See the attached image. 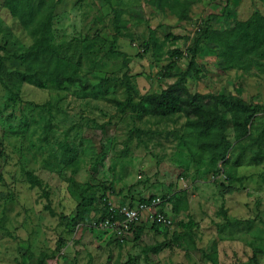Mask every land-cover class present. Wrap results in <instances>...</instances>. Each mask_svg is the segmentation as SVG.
<instances>
[{"label":"rangeland","instance_id":"obj_1","mask_svg":"<svg viewBox=\"0 0 264 264\" xmlns=\"http://www.w3.org/2000/svg\"><path fill=\"white\" fill-rule=\"evenodd\" d=\"M179 5L188 19L149 0H61L52 42L91 84L105 79L99 94L123 99L124 72L138 95L159 92L186 69L187 49L206 25L224 29L254 10L264 15L261 0H179ZM115 9L114 48L125 52L123 58L109 52ZM31 42L0 0V44L19 52ZM200 46L199 73L190 71L186 80L191 92L238 94L264 107V49L227 68L215 45L202 40ZM173 50L183 56H171ZM5 67L19 65L6 61ZM12 82L0 70V264H124L130 257V264H252L253 250H264V161L249 160L254 147L244 154L235 149L230 127L226 160L213 171L205 157L194 159L188 151L181 115L122 113L90 89H43L25 82L20 99L6 106L4 84ZM24 170L37 175L48 198L29 185ZM177 193L187 199L188 210L175 214L173 202L165 200L162 208L174 221L170 228L143 218L133 224L142 228L136 239L131 228L117 236L93 226L107 212L106 199L134 206ZM190 218L191 229L178 224ZM149 245L158 246L148 257L143 248ZM257 262L264 264L263 253H257Z\"/></svg>","mask_w":264,"mask_h":264},{"label":"trees","instance_id":"obj_2","mask_svg":"<svg viewBox=\"0 0 264 264\" xmlns=\"http://www.w3.org/2000/svg\"><path fill=\"white\" fill-rule=\"evenodd\" d=\"M60 1L3 0V5L10 14L28 30L32 37V42L19 52H9L4 44H0V70L5 71L14 80L12 83L4 84L7 90L6 106L20 99L19 85L23 82L43 89L69 90L72 87L85 92L90 89L92 95L107 100L122 113L128 111L138 115L160 118L175 114L183 116L185 118L183 140L188 151L194 159L205 157L213 171H218V162L226 160L227 152L231 147L227 135L228 127L232 129V136L237 141L234 145L235 149H239V152L244 154L248 148L254 147L255 150L249 155V160L252 163L264 161V114L257 115L260 110L264 109L261 104L251 103L238 94L191 92L186 86L188 73L190 71L194 74L199 73L195 65L202 40L216 46V55L227 68L242 64L244 58L264 49V16L258 10H254L245 20L231 21L224 29L206 25L202 32L195 34L192 38V47L187 49L189 60L186 69L177 75L174 82L159 92L138 95L137 89L131 81V75L124 72L121 83L125 96L123 99H118L107 97L104 93L99 94L96 89L102 87L105 79L97 84H91L84 76L77 73L78 63L62 55L60 48L53 44L52 21ZM103 1L110 3V0ZM149 1L163 11L176 12L180 19H188L185 10L180 9L179 0H175L176 5L172 4L170 0ZM114 11L116 28L110 41L109 52L123 58L126 56L125 52L114 48L119 34L117 16L119 11L116 9ZM170 36L174 39L187 38L175 35H169L166 38ZM171 56L180 58L183 53L173 50ZM6 61L18 63L19 68L6 69ZM173 62L168 64V68L174 66ZM254 123L257 125L253 135ZM47 126L50 125L47 123ZM64 147L68 150L66 144ZM23 174L31 187L41 188L43 197L48 198L49 193L33 171L24 170ZM228 180L229 182H240L241 178L228 177ZM151 197L153 196L148 198ZM161 199L163 202L165 200L173 202L172 212L175 214L188 210V202L183 194L177 193L170 198L163 195ZM45 208L54 214L49 204H46ZM178 224L191 229L194 226V221L190 218L187 222L179 221ZM130 228L133 230L134 238H139L142 228L133 224ZM157 246H145L143 248L144 255L149 257V253L156 250ZM258 252L264 254L263 249H254L251 256L252 264H258ZM131 261L130 257L124 264H130Z\"/></svg>","mask_w":264,"mask_h":264},{"label":"built area","instance_id":"obj_3","mask_svg":"<svg viewBox=\"0 0 264 264\" xmlns=\"http://www.w3.org/2000/svg\"><path fill=\"white\" fill-rule=\"evenodd\" d=\"M162 203L163 201L159 196L139 201L134 206L129 204L115 205L111 200L106 199V215L96 220L93 226L100 229L110 228L117 236H120L123 229H130L132 224L143 220V218L170 228L173 226L174 221L170 214L163 210Z\"/></svg>","mask_w":264,"mask_h":264},{"label":"crops","instance_id":"obj_4","mask_svg":"<svg viewBox=\"0 0 264 264\" xmlns=\"http://www.w3.org/2000/svg\"><path fill=\"white\" fill-rule=\"evenodd\" d=\"M262 14V13H261ZM263 15V14H262ZM264 16V15H263Z\"/></svg>","mask_w":264,"mask_h":264}]
</instances>
